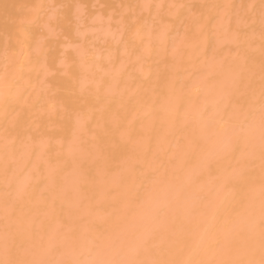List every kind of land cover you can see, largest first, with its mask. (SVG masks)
Segmentation results:
<instances>
[{
	"label": "bare ground",
	"instance_id": "obj_1",
	"mask_svg": "<svg viewBox=\"0 0 264 264\" xmlns=\"http://www.w3.org/2000/svg\"><path fill=\"white\" fill-rule=\"evenodd\" d=\"M6 65L0 233L5 201L26 184L22 223L46 229L34 244L69 226L84 237L64 258H247L238 233L236 248L209 245L259 219L261 0H0V77ZM240 73L250 89H232ZM229 93L250 100L243 159L205 135L213 113L201 114ZM190 140L203 151L186 152ZM156 169L162 183L145 179ZM94 224L118 246L90 255Z\"/></svg>",
	"mask_w": 264,
	"mask_h": 264
},
{
	"label": "snow or ice",
	"instance_id": "obj_2",
	"mask_svg": "<svg viewBox=\"0 0 264 264\" xmlns=\"http://www.w3.org/2000/svg\"><path fill=\"white\" fill-rule=\"evenodd\" d=\"M261 10L264 14V0H261ZM8 66L5 67V74L0 79L7 82ZM231 87L234 90L241 88L250 89L251 82L246 80L242 73L234 74L231 79ZM243 101V103H242ZM250 100L243 94L234 97L233 93L222 96L217 105L212 108H205L202 116L208 112L213 113L212 119L205 122V135L217 142L216 151L225 154L235 155L241 153V159L244 158V151L252 147L247 139L240 135L245 131L251 112H245V104ZM259 114H260V141L259 154L261 159L262 179L259 189V219L258 222L253 217L241 221L231 230L224 233L223 238H214L210 241V248L219 250H229L239 246L240 240L247 243V258L243 259H221V260H197L187 259L183 261H172L164 259L144 260L140 259V250H135L131 256L135 258L123 259H77L64 258L66 249H75L80 241L84 239L79 232L71 226L66 233L57 232L50 237L45 244L39 246L33 243L39 232L45 231L44 222L36 223L29 221L22 223L23 209L20 202L28 195V186L20 185L15 189V198L6 200L3 209V231L0 233V264H264V66H262L260 95H259ZM235 124V126H233ZM227 126V127H226ZM245 147L242 150L241 144ZM186 152L203 151L198 140H190L185 145ZM251 154H254V150ZM212 159L208 157L204 160V167L211 169ZM12 171V161L5 160L3 174L7 182L8 176ZM159 169L154 170L151 174L146 175L145 179L152 183L163 182L160 180ZM10 187V185H9ZM11 196V193L8 194ZM177 198L185 196L184 191L176 193ZM141 197L138 195L137 199ZM241 206H247L249 209L254 207L252 199L242 200ZM89 231L93 233L88 240L89 254L104 250L107 248H116L118 241L105 238V232L101 224L91 225ZM238 233L240 240L234 239L233 234ZM258 236V246L256 238ZM258 254L259 259H256ZM59 257V258H50Z\"/></svg>",
	"mask_w": 264,
	"mask_h": 264
}]
</instances>
